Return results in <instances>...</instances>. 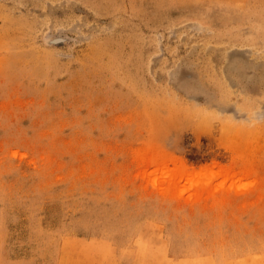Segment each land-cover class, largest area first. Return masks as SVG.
<instances>
[{
	"label": "rangeland",
	"instance_id": "374dc122",
	"mask_svg": "<svg viewBox=\"0 0 264 264\" xmlns=\"http://www.w3.org/2000/svg\"><path fill=\"white\" fill-rule=\"evenodd\" d=\"M155 223L264 264V0H0L5 255Z\"/></svg>",
	"mask_w": 264,
	"mask_h": 264
},
{
	"label": "crops",
	"instance_id": "0c3cea01",
	"mask_svg": "<svg viewBox=\"0 0 264 264\" xmlns=\"http://www.w3.org/2000/svg\"><path fill=\"white\" fill-rule=\"evenodd\" d=\"M172 242L169 245L168 240L160 235L158 224L149 225L143 234L134 236L129 245L95 233L69 236L62 241L57 264H253L256 255L253 250L248 254L226 257L219 251H207L204 247L195 252L186 241L178 240L175 235ZM0 264L37 262L32 257L6 256L0 239Z\"/></svg>",
	"mask_w": 264,
	"mask_h": 264
}]
</instances>
